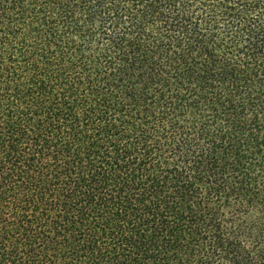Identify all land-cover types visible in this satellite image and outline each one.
<instances>
[{
    "label": "trees",
    "instance_id": "trees-1",
    "mask_svg": "<svg viewBox=\"0 0 264 264\" xmlns=\"http://www.w3.org/2000/svg\"><path fill=\"white\" fill-rule=\"evenodd\" d=\"M0 264H264V0H0Z\"/></svg>",
    "mask_w": 264,
    "mask_h": 264
}]
</instances>
